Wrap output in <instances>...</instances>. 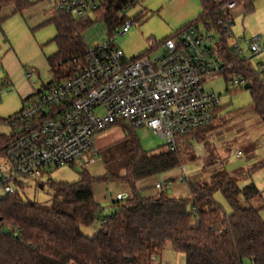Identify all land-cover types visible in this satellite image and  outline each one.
Here are the masks:
<instances>
[{"label":"trees","instance_id":"16d2710c","mask_svg":"<svg viewBox=\"0 0 264 264\" xmlns=\"http://www.w3.org/2000/svg\"><path fill=\"white\" fill-rule=\"evenodd\" d=\"M222 1L199 0L202 14L191 24L200 22L207 32L220 35L219 48L228 55L229 63L235 64L222 76L227 82L233 76L247 80L245 90L250 93L252 111L264 123V82L251 63L242 61L231 50L224 26L218 25L214 10ZM253 3L254 0L245 1L249 10ZM33 5V0H0V14L9 7L14 9L13 15L21 14ZM114 18L111 12L104 18L110 30L114 24L123 23ZM51 22L57 29L54 42L58 51L49 62L69 65L59 83L73 74L72 59H83L87 48L83 35L93 22L74 20L59 11ZM2 23L0 16V27ZM220 112L222 106L215 111L214 119ZM212 122L183 135L182 138L191 136L190 149L179 148L176 152L167 148L146 152L136 131L118 123L125 138L115 144V168L106 163L103 177L93 178L85 170L79 182H49L54 194L51 209L26 203L20 193L3 199L0 220L17 235L0 237V264H155L168 245L175 253L185 255V264H264V221L258 210L242 208L239 201L241 194L250 197L258 190L253 184L241 190L237 183L243 177L216 173L209 182L189 183V196L179 199H146L136 188L140 180L195 161L190 141L208 145V135L215 129ZM261 168L264 162L256 167ZM95 183H123L130 189L131 197L105 209L94 201ZM217 192L229 203L231 214L215 203ZM95 225L100 227L97 235L84 236L82 228Z\"/></svg>","mask_w":264,"mask_h":264},{"label":"built area","instance_id":"2783aa9c","mask_svg":"<svg viewBox=\"0 0 264 264\" xmlns=\"http://www.w3.org/2000/svg\"><path fill=\"white\" fill-rule=\"evenodd\" d=\"M124 1L55 0L57 11L74 20L101 17L104 22L111 12L123 23L110 30L105 22L108 39L95 47L86 45L83 59H72L70 78L39 90L5 121L11 131L0 145V203L29 182L40 183L49 168L74 166L87 157L88 165L94 163L96 136L118 123L155 132L165 139L168 151L176 152L183 135L213 121L221 98L207 90L206 83L235 66L219 48L220 35L191 24L154 49L128 58L117 45L135 25L127 15L134 2ZM245 1H222L214 13L232 40L231 50L251 63L264 53L263 38H236L232 31V12ZM258 67L264 82V61ZM228 82L247 85L239 76ZM163 189L165 185L158 186ZM9 235L17 234L0 220V237Z\"/></svg>","mask_w":264,"mask_h":264},{"label":"rangeland","instance_id":"374dc122","mask_svg":"<svg viewBox=\"0 0 264 264\" xmlns=\"http://www.w3.org/2000/svg\"><path fill=\"white\" fill-rule=\"evenodd\" d=\"M33 3L30 9L21 14L13 15L12 7L0 14L3 20L0 27V145L4 136L11 131L6 122L23 109L26 100L44 87L57 83L69 71L67 64L56 62L51 65L49 62L58 51L54 42L57 29L51 22L57 11L55 0H33ZM254 8L253 12H247L244 6H239L232 12V31L236 38L261 36V44L264 45V0L254 1ZM201 12L199 0H134V7L127 15L135 20V25L128 35L118 40L117 45L128 58L138 57L198 21ZM98 19L91 17L93 24L83 35L88 47H95L108 39L106 24ZM197 26L201 31L205 29L200 22ZM229 45H232V40ZM261 55L251 59L256 71H259ZM27 74H32V77L28 78ZM206 89L219 95L222 112L211 124L215 129L208 135V145L194 144L190 150L197 159L183 165L184 176L193 184L209 182L219 172L243 177L238 180V187L243 190L253 184L258 194L251 193L250 197L241 194V207L258 210L264 221V168L256 169L264 162V123L252 111L251 96L245 86L231 85L220 76L207 82ZM136 135L146 152L166 148L165 139L155 132L140 129ZM124 136L123 128L119 125L98 134L95 138L98 156L95 159H101L104 165L107 163L114 169L115 147L121 144ZM189 138L191 136L180 138V149H190ZM88 158L74 166L47 169L40 183L29 182L20 191L22 199L28 204L51 209L54 194L48 183L79 182L81 173L90 167ZM42 184L43 189L40 188ZM214 201L225 213H232L221 192L214 194ZM99 230V225L83 227L82 233L93 238ZM185 262V255L175 253L171 245L154 261L155 264Z\"/></svg>","mask_w":264,"mask_h":264},{"label":"crops","instance_id":"0c3cea01","mask_svg":"<svg viewBox=\"0 0 264 264\" xmlns=\"http://www.w3.org/2000/svg\"><path fill=\"white\" fill-rule=\"evenodd\" d=\"M240 6H244L247 12H253L255 10L254 3L250 10L246 7L245 3L240 4ZM262 61H264V54L261 55V58L259 57V62ZM190 142L192 144V147L194 146V144L199 145V143L194 142L193 140H191ZM89 166L90 167L87 172L93 178L103 177L107 173L106 167L104 163H102L101 159H99V161L95 160V162L89 164ZM161 184L165 185V189L159 191L158 186ZM136 188L146 199H157L160 196L179 199L187 198L190 194L189 182L185 178L182 168L164 173L162 175L140 180L137 182ZM93 195L94 201L97 204L107 206L112 205L113 202L118 200L129 199L131 197V191L128 186L123 183H95L93 185Z\"/></svg>","mask_w":264,"mask_h":264},{"label":"water","instance_id":"95a60500","mask_svg":"<svg viewBox=\"0 0 264 264\" xmlns=\"http://www.w3.org/2000/svg\"><path fill=\"white\" fill-rule=\"evenodd\" d=\"M40 188L43 189V188H44L43 185H40ZM123 205H125V204H123ZM111 206H112V205H107V206H105L104 208H105V209H110Z\"/></svg>","mask_w":264,"mask_h":264}]
</instances>
